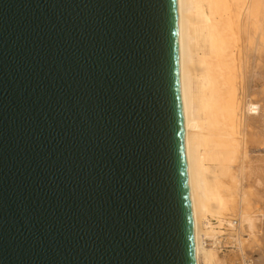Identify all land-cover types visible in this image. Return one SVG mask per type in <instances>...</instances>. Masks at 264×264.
<instances>
[{
  "label": "water",
  "instance_id": "95a60500",
  "mask_svg": "<svg viewBox=\"0 0 264 264\" xmlns=\"http://www.w3.org/2000/svg\"><path fill=\"white\" fill-rule=\"evenodd\" d=\"M179 0H0V264H197Z\"/></svg>",
  "mask_w": 264,
  "mask_h": 264
},
{
  "label": "bare ground",
  "instance_id": "6f19581e",
  "mask_svg": "<svg viewBox=\"0 0 264 264\" xmlns=\"http://www.w3.org/2000/svg\"><path fill=\"white\" fill-rule=\"evenodd\" d=\"M179 36L197 264H264V0H179Z\"/></svg>",
  "mask_w": 264,
  "mask_h": 264
},
{
  "label": "rangeland",
  "instance_id": "374dc122",
  "mask_svg": "<svg viewBox=\"0 0 264 264\" xmlns=\"http://www.w3.org/2000/svg\"><path fill=\"white\" fill-rule=\"evenodd\" d=\"M259 73H258V70H257V75H258ZM251 145V144H250ZM254 144H252V146H250L249 147V149H247V152H246V156H249V157H251V156H253V154H254V156H258L259 154H260V157H262V156H264V147H263V145L264 144H261V143H259V145H254ZM262 146V147H261ZM255 147H257V148H255ZM261 147V148H260ZM252 148V149H251ZM255 148V149H254ZM259 151V152H258ZM254 152V153H253ZM260 152H262V156H261V153ZM248 153H251V154H249L248 155ZM259 153V154H258ZM251 155V156H250ZM245 156V157H246ZM230 166V164L229 165H227V167H229ZM240 169V168H239ZM247 187V186H246ZM235 197H237L236 195H235ZM237 199V198H236ZM263 218V214H262V212H258L257 214H256V218ZM242 238H243V241H244V239H246V236L244 235V236H242ZM230 246V245H229ZM234 251H236V250H231V251H222V252H220L219 251V254H220V256H221V258H223L224 260H227V262H229V261H231V257L234 255Z\"/></svg>",
  "mask_w": 264,
  "mask_h": 264
}]
</instances>
